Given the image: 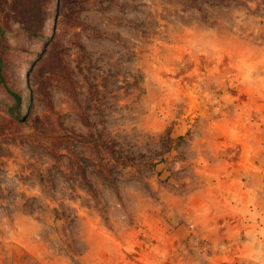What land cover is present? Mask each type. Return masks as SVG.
I'll return each mask as SVG.
<instances>
[{"label": "rangeland", "instance_id": "obj_1", "mask_svg": "<svg viewBox=\"0 0 264 264\" xmlns=\"http://www.w3.org/2000/svg\"><path fill=\"white\" fill-rule=\"evenodd\" d=\"M46 2L0 0V264H230L264 0Z\"/></svg>", "mask_w": 264, "mask_h": 264}, {"label": "crops", "instance_id": "obj_2", "mask_svg": "<svg viewBox=\"0 0 264 264\" xmlns=\"http://www.w3.org/2000/svg\"><path fill=\"white\" fill-rule=\"evenodd\" d=\"M217 177L223 184L217 198L229 218L218 235L226 242L224 256L230 264H264V157L259 154Z\"/></svg>", "mask_w": 264, "mask_h": 264}, {"label": "trees", "instance_id": "obj_3", "mask_svg": "<svg viewBox=\"0 0 264 264\" xmlns=\"http://www.w3.org/2000/svg\"><path fill=\"white\" fill-rule=\"evenodd\" d=\"M46 3H47V8H48V7L50 6V4H51V0H47ZM45 17H46V16H45ZM1 32H3V31H2V29L0 28V33H1ZM30 33L35 34L34 32H30ZM14 98L16 99L17 97L14 96Z\"/></svg>", "mask_w": 264, "mask_h": 264}]
</instances>
